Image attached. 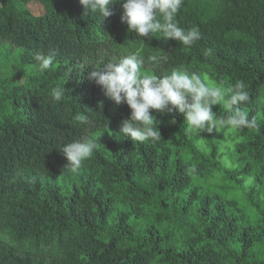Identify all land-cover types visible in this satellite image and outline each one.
Segmentation results:
<instances>
[{
  "label": "trees",
  "instance_id": "16d2710c",
  "mask_svg": "<svg viewBox=\"0 0 264 264\" xmlns=\"http://www.w3.org/2000/svg\"><path fill=\"white\" fill-rule=\"evenodd\" d=\"M110 10L99 20L79 0H0V264H264V0H184L179 26L202 34L191 47L128 32L122 5ZM51 52L38 71L35 56ZM130 52L168 57L145 74L243 82L240 108L259 128L189 138L183 114L151 110L162 139L124 138L131 109L88 71ZM12 56L19 68L8 76ZM86 136L97 149L70 173L60 148Z\"/></svg>",
  "mask_w": 264,
  "mask_h": 264
},
{
  "label": "clouds",
  "instance_id": "9594fccd",
  "mask_svg": "<svg viewBox=\"0 0 264 264\" xmlns=\"http://www.w3.org/2000/svg\"><path fill=\"white\" fill-rule=\"evenodd\" d=\"M113 2L122 5L121 22L127 24L128 32L139 37L151 39L159 33L165 39L176 40L188 47L201 39L198 27L185 29L176 20L184 0H79L84 14L98 15L99 20L113 15L110 10ZM54 58L55 52L37 54V70H49ZM167 60L166 55H149L145 58L139 52H130L107 62L101 58L99 67L88 71V79L100 86L109 99L116 105L125 103L131 109L130 118L121 121V136L133 142H159L162 139L157 127L159 122L151 110L183 114L186 122L184 132L189 138H199L203 132L212 133L214 130L223 132L225 129L259 128L256 117L249 119L248 112L240 108L241 104L250 101L243 82L238 81L225 89L222 85H213L206 74L202 76L179 68H173L170 74L144 73L146 67L150 71L161 69ZM65 92L63 86H58L52 89V97L57 102L62 101ZM218 104L231 113L227 118L218 117L212 111V106ZM77 119L91 123L87 117L77 116ZM196 146L201 150L206 147L200 140H197ZM60 149L67 160L64 168L70 173H78L84 162L93 156L97 142L86 136L65 143Z\"/></svg>",
  "mask_w": 264,
  "mask_h": 264
},
{
  "label": "rangeland",
  "instance_id": "374dc122",
  "mask_svg": "<svg viewBox=\"0 0 264 264\" xmlns=\"http://www.w3.org/2000/svg\"><path fill=\"white\" fill-rule=\"evenodd\" d=\"M28 6H29V8L33 11V12H39V11H42V7H41V5L38 3V2H35V1H32V2H30L29 4H28ZM14 50L12 49V52H13ZM2 55V52H0V56ZM18 68H19V66H18V61H17V59H16V57L15 56H12V60H11V62H10V64H9V66H8V69L6 70V72H5V75H14V74H16L17 72H18ZM186 70V69H185ZM187 71H189V72H194L193 71V69L192 70H187ZM224 137V136H223ZM222 142H223V145H228L227 144V140L226 139H223L222 140Z\"/></svg>",
  "mask_w": 264,
  "mask_h": 264
}]
</instances>
